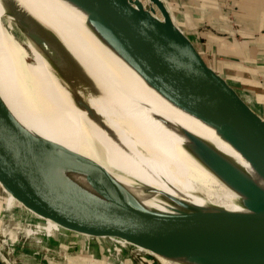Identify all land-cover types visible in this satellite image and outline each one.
<instances>
[{"label":"water","instance_id":"obj_1","mask_svg":"<svg viewBox=\"0 0 264 264\" xmlns=\"http://www.w3.org/2000/svg\"><path fill=\"white\" fill-rule=\"evenodd\" d=\"M60 1L82 14L90 32L149 89L210 129L240 157L244 166L209 142L155 116L182 136L184 146L240 197L245 212L197 206L151 189L145 193L172 202L179 212L148 209L96 167L28 130L1 97L0 187L39 216L42 228L47 226L44 220H49L80 237L96 243L107 238L160 262L264 264L261 113L210 66L180 28L166 0ZM7 6L16 28L45 56L72 105L118 141V135L89 104L90 99L107 101L97 93L104 86L15 0H7ZM109 105L123 116L118 105ZM0 264H9L1 247Z\"/></svg>","mask_w":264,"mask_h":264},{"label":"bare ground","instance_id":"obj_2","mask_svg":"<svg viewBox=\"0 0 264 264\" xmlns=\"http://www.w3.org/2000/svg\"><path fill=\"white\" fill-rule=\"evenodd\" d=\"M15 1L32 20L50 29L104 86L97 93L107 101L90 99L89 104L119 140L111 138L72 105L47 59L28 39L32 49L29 52L16 41L12 32L16 25L9 14L7 0H0V97L23 126L68 150L89 167H96L132 192L148 209L179 212L172 202L161 200L155 193H145L151 189L185 198L197 206L245 212L240 197L184 146L182 136L155 116L209 142L244 166L240 157L210 129L149 89L90 32L83 15L74 8L60 0ZM2 18L8 19L9 27ZM109 104L118 105L123 116Z\"/></svg>","mask_w":264,"mask_h":264},{"label":"crops","instance_id":"obj_3","mask_svg":"<svg viewBox=\"0 0 264 264\" xmlns=\"http://www.w3.org/2000/svg\"><path fill=\"white\" fill-rule=\"evenodd\" d=\"M180 28L190 38L204 39L201 53L211 56L210 66L231 84H237L240 94L264 117V0H169ZM192 36V37H191ZM194 39V38H192ZM202 46V45H200ZM202 50H204L202 52ZM215 61V62H214ZM219 61V62H218ZM236 81V82H234ZM247 94V97L244 95ZM1 207L0 220L11 218L16 211L28 217L41 219L16 202L9 194ZM42 228L46 236L53 232L67 234L73 244L75 233L62 229L55 223L44 220ZM38 232L40 229L37 228ZM31 232L28 231L27 234ZM59 234V235H60ZM85 244V243H84ZM83 244V245H84ZM51 251V250H49ZM77 250L61 254L51 252L32 264H107L102 251ZM87 252V253H86Z\"/></svg>","mask_w":264,"mask_h":264},{"label":"rangeland","instance_id":"obj_4","mask_svg":"<svg viewBox=\"0 0 264 264\" xmlns=\"http://www.w3.org/2000/svg\"><path fill=\"white\" fill-rule=\"evenodd\" d=\"M166 3L175 16L176 14L173 11L172 6L170 5V1L166 0ZM1 20L7 27H9L8 19L2 18ZM12 32L16 41L21 44L26 51L29 52L30 50H32L26 37L17 28H15V26H13ZM186 35L188 36V34ZM192 38H190V40L194 43L197 49L199 47L203 49V43L205 42L204 39H198L196 37ZM201 49L198 50L201 52ZM203 51L204 50H202V52ZM201 54L208 62V59H210L211 56L209 57L203 53ZM35 57L37 56L35 55ZM229 83L231 84L232 82ZM231 85L237 91H241L242 87L240 88L237 84ZM244 95L247 97V94ZM246 100L251 104V100L247 98ZM5 199L6 194L0 187V216L2 211L1 207L5 202ZM26 217L28 216L25 215L24 212L16 211L15 214L13 213V216L10 219L6 218L5 221L0 220V247L3 251L4 257L7 259L9 264H32L35 263L38 258H43L45 254L51 255V252L53 251L59 252L61 254H67L69 252L75 254V252L79 250L81 251V253H76L82 254L84 253L83 249L92 250V253L90 254L93 255L97 250H104V254L101 256L104 260L109 262L107 264H162L158 259L151 257L146 253L139 252L136 250V248H132L130 246L121 248L119 247V245L115 244L107 238H103L101 241H98L96 243L95 241H91L87 238L76 235L74 238H72V240H77V244H73L69 239H67V234L70 233H63L61 235L60 233L55 232L51 236H46L42 227L38 224V219L36 217H29L28 219H30V221L28 222L24 219ZM37 228L40 229V232L36 231L38 230ZM28 231H30L31 233L27 234ZM98 244L102 248V250L98 248Z\"/></svg>","mask_w":264,"mask_h":264}]
</instances>
